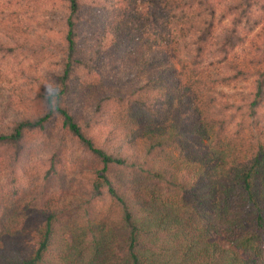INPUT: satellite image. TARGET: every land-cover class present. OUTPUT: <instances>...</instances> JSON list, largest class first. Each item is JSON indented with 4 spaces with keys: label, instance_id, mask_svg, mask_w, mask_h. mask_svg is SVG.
<instances>
[{
    "label": "trees",
    "instance_id": "obj_1",
    "mask_svg": "<svg viewBox=\"0 0 264 264\" xmlns=\"http://www.w3.org/2000/svg\"><path fill=\"white\" fill-rule=\"evenodd\" d=\"M62 2L56 69L0 126V264H264V45L251 72L232 61L255 10L264 35V0ZM251 75L244 106L222 100ZM39 136L41 180L23 184ZM68 142L95 169L72 209L44 192Z\"/></svg>",
    "mask_w": 264,
    "mask_h": 264
},
{
    "label": "rangeland",
    "instance_id": "obj_2",
    "mask_svg": "<svg viewBox=\"0 0 264 264\" xmlns=\"http://www.w3.org/2000/svg\"><path fill=\"white\" fill-rule=\"evenodd\" d=\"M64 0H0V43L7 48H19L13 53L14 58L0 55V126L11 121L16 112L22 107L24 97L30 94L32 84L37 79L46 80L56 69V53L54 45L60 43V20L63 11ZM227 20L219 26L221 33L227 27ZM260 22V12L256 11L248 25L242 24L241 33H247V42L238 47L232 55V61L241 69L251 72L249 63L264 45V35L256 24ZM255 28V29H254ZM22 49V51H20ZM208 63V62H207ZM210 73L222 72V65L215 64ZM210 70V69H209ZM230 75V74H228ZM232 75V74H231ZM252 78L238 79L228 82L221 90L225 94L224 101L243 105L251 90ZM246 102V101H245ZM244 106V105H243ZM77 109V105L72 106ZM82 115L87 112L79 108ZM258 117L264 121V106L258 110ZM25 147V153L19 160L16 168L19 180L25 184L33 171L38 180H41L40 161L49 153V142L42 136L31 138ZM47 143V144H46ZM0 151V158L4 157ZM2 156V157H1ZM61 186L55 184L46 185L45 197L51 196L57 199L58 207L72 209L80 202L84 195L79 185L92 175L94 166L82 148L72 142H68L60 151ZM4 159H0V193L7 195L8 190V165ZM91 173V174H90ZM36 184V182L34 183ZM40 193L43 189L38 186ZM83 198V196H82ZM81 198V199H82Z\"/></svg>",
    "mask_w": 264,
    "mask_h": 264
}]
</instances>
